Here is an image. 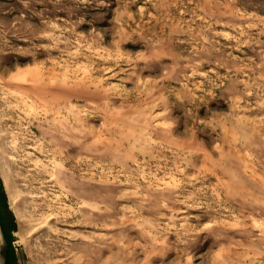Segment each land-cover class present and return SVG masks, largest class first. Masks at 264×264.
<instances>
[{"label":"rangeland","instance_id":"1","mask_svg":"<svg viewBox=\"0 0 264 264\" xmlns=\"http://www.w3.org/2000/svg\"><path fill=\"white\" fill-rule=\"evenodd\" d=\"M0 264H264V0H0Z\"/></svg>","mask_w":264,"mask_h":264}]
</instances>
